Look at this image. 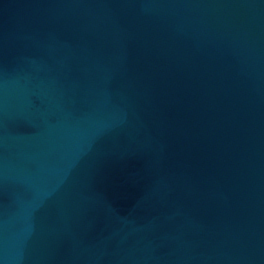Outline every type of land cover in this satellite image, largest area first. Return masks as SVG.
I'll list each match as a JSON object with an SVG mask.
<instances>
[{"label":"water","instance_id":"obj_1","mask_svg":"<svg viewBox=\"0 0 264 264\" xmlns=\"http://www.w3.org/2000/svg\"><path fill=\"white\" fill-rule=\"evenodd\" d=\"M0 264H264V0H0Z\"/></svg>","mask_w":264,"mask_h":264}]
</instances>
